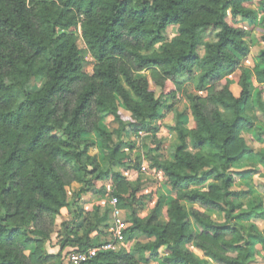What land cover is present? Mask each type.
Wrapping results in <instances>:
<instances>
[{
  "label": "trees",
  "instance_id": "trees-1",
  "mask_svg": "<svg viewBox=\"0 0 264 264\" xmlns=\"http://www.w3.org/2000/svg\"><path fill=\"white\" fill-rule=\"evenodd\" d=\"M252 5L264 10V0H0V264H63L64 247L85 250L101 242L90 234L106 230L110 205L106 200L103 211L99 203L87 213L79 202L91 190L102 191L100 182L108 177L114 184L110 196L126 211L125 240L136 234L148 240L128 251H99L84 264H142L134 252H148L146 261L159 258L160 264H206L189 245L217 264H249L252 236L240 220L264 218V201H238L236 194L246 191L232 189V169L245 160L264 166V152L253 153L241 135L252 130L264 139V100L253 87V78L264 85V16L253 75L241 63L248 52L246 31L233 20L255 21ZM169 27L176 32L166 40ZM78 31L94 62L91 73L83 69ZM142 70L150 71L165 96H156L146 77L135 76ZM33 77L44 79L38 90ZM169 80L174 89H165ZM186 80L205 91L186 93L192 126L173 111L171 156L154 155L162 142L151 122L174 108ZM75 88L71 103L67 94ZM104 117L115 124L112 131ZM128 128L149 133L150 165L175 192L162 221L154 209L139 214L138 187L115 169L130 168ZM89 132L101 141L102 161L89 153ZM66 165L69 179L62 171ZM71 181L77 184L71 190L74 217L62 223L60 250L49 253V231L31 226L68 206ZM191 204L220 212L223 220ZM261 249L264 258V242Z\"/></svg>",
  "mask_w": 264,
  "mask_h": 264
},
{
  "label": "rangeland",
  "instance_id": "rangeland-1",
  "mask_svg": "<svg viewBox=\"0 0 264 264\" xmlns=\"http://www.w3.org/2000/svg\"><path fill=\"white\" fill-rule=\"evenodd\" d=\"M257 13V18L255 21L245 20L241 17H238L237 19L233 20L236 25L244 28L246 31V42L248 44V52L245 56L242 57V66L248 68L251 70L253 67L257 64V56L260 52V50L263 47V43L260 42V36L263 33V26H262V18L264 16V10L260 7H257L255 5L251 6ZM228 20L231 21V18L228 16ZM176 29L175 27H169L167 31L165 32V38L166 40H170L172 36L175 34ZM77 45L80 49V55L83 58V69L87 73H91L93 69L94 62L91 59L89 52L83 42V39L78 31L77 34ZM199 53H202V49L199 48ZM136 77H146L149 80V87L155 91L156 96H165L162 89L158 86H156L153 81L150 79V71L149 70H142L134 73ZM253 75V73H252ZM187 76H181L180 80L187 79ZM254 82V93L258 90L261 91V98L264 100V85L258 84L255 79L253 78ZM31 86L33 89L38 90L42 84L44 83V79L33 77L31 78ZM214 84V83H213ZM230 90L233 92L235 96L239 94L240 88L235 83V81L232 79L229 83ZM184 91L179 92L177 95V100L174 102V108L170 110L169 117L166 119V123L168 124V129L166 128L165 132H160L157 136L161 137L162 146L159 148L158 153L156 151L150 152L154 155L161 154L164 158L171 156L170 148L175 143V136L172 134L169 127L173 125V111H178L179 113H182L181 121L188 125L189 127L192 126V117L190 115L189 110V103L186 99V93H196L201 94V96L205 95V91H196L195 85L191 80H186L184 83ZM220 88V83L216 82L215 89ZM165 89H174L172 82L169 80L166 84ZM77 89L71 90L67 94V100L71 101V103L75 99ZM120 107L122 112L126 116H130V113L124 108L122 103L119 101ZM210 109H212L209 106ZM209 109V110H210ZM104 126L107 128L108 131H112L115 127V124L111 121L110 117H104L102 120ZM172 124V125H171ZM131 128V127H130ZM85 135V136H84ZM84 138H87L90 140L91 145L89 147V153L91 155L96 156L99 160L102 159V156L104 155V150L101 147V141L99 137L94 132H89L84 134ZM242 137L245 139L247 146L251 149V151L257 152V151H263L264 152V139H261L257 137L254 133V131H243ZM126 136L127 138H130V140L133 139L137 144H134L133 146L135 149L134 151H125L126 155L128 157L127 162L130 165L129 169H124L122 167H116L115 169L122 173L126 178L131 176V179L129 180L132 185L137 186L138 190L136 192V196L138 198V212L140 215H147L152 210L156 212L157 218L159 221H162L165 216L164 211V203L172 197L175 198V192L172 191L169 184L167 183V180L165 176L158 172V170L153 168L150 165L149 160L146 157V147L149 146L150 141L152 138H150L149 134L143 130H139L136 133L134 131L129 130V128L126 130ZM138 141V142H137ZM151 145V144H150ZM102 161V160H101ZM144 165V169H142V166ZM65 165V164H64ZM69 166L66 165L65 170L62 169V171H67L66 176L67 179L70 178V171L68 170ZM233 172L236 176V181L232 186V189L236 192H242L246 191L245 194L237 195L235 198H237L238 201H241L243 204H247L251 198H260L264 201V166L261 164H253L249 160H245L242 163H240L238 166L233 167ZM61 171V173H63ZM133 175V176H132ZM99 186V185H98ZM100 186H102V191H95L91 190V192L85 193L83 196V203L89 204L88 209L84 210V212L90 213L93 210V207L99 203V206L101 208V211H103V204L106 203L107 195L110 196L112 193L114 184L110 177L104 179L100 182ZM99 186V187H100ZM77 188V184L73 181H71V184L67 186L68 190V197H69V203L68 206L61 209V213L56 216L51 215H41L39 216L34 223L32 224L31 228L33 229H42L45 231H49V240L45 241V248L47 252L49 253H56L60 250V243L59 239L62 237L65 233L63 229L62 223L64 222H71V219L74 217L73 208L71 206L72 197H71V190H74ZM98 190V189H96ZM103 194V195H101ZM186 208H188V205H185ZM191 206L196 207L206 213L207 215L211 216L215 221H222L223 215L220 212L212 211L207 208H203L199 206L198 204H191ZM124 210V218L126 220V214ZM79 222L78 220L75 223H72L71 227L75 230L79 228ZM240 223L243 225L244 229L252 236V248L255 252L252 260L249 262V264H264V258L261 253V247L264 242V218H256L251 217L249 219L240 220ZM191 229L194 232H197L196 226L193 224L191 220ZM102 237L106 234L105 228H102ZM100 239V238H99ZM102 238L101 240H103ZM148 238L141 234H136L134 237V242H145ZM132 242V244L134 243ZM188 248L192 251L193 255L199 260L204 261L206 260V264H217L214 261L210 260L209 258L203 256L201 252H199L196 248H194L193 245H189ZM70 248L68 246L64 247L61 250V254H65L66 251H68ZM130 249V248H129ZM164 252L163 250H160V255H162ZM134 256L142 263V264H160L159 258H152L149 261H146L147 258H149V253L145 252L143 254H138L134 252Z\"/></svg>",
  "mask_w": 264,
  "mask_h": 264
},
{
  "label": "built area",
  "instance_id": "built-area-1",
  "mask_svg": "<svg viewBox=\"0 0 264 264\" xmlns=\"http://www.w3.org/2000/svg\"><path fill=\"white\" fill-rule=\"evenodd\" d=\"M142 169H144V165ZM108 204L110 205V220L106 228V237L97 245L85 250L70 248L64 254L63 264H84L99 251L129 250L131 243L126 241L124 237V230L128 223L124 218L123 210L117 206V199L114 196H108Z\"/></svg>",
  "mask_w": 264,
  "mask_h": 264
},
{
  "label": "crops",
  "instance_id": "crops-1",
  "mask_svg": "<svg viewBox=\"0 0 264 264\" xmlns=\"http://www.w3.org/2000/svg\"><path fill=\"white\" fill-rule=\"evenodd\" d=\"M162 113L164 112V110H162L161 111ZM165 114L162 116V117H160V118H157V119H154V120H152V122H151V124L152 125H154V126H157L158 127V131L156 132V137L158 138V139H160L161 137L159 136H157L160 132H165V130H166V128L168 129V124L166 123V119H168V117H169V113H170V111H167V112H164ZM167 125V126H166ZM172 125V124H171ZM188 126V125H187ZM189 127V126H188ZM172 132V131H171ZM149 134V133H148ZM172 134H174V136H175V142H176V135H175V133L174 132H172ZM133 142H134V144H137L135 141H134V139H133ZM138 142V141H137ZM135 149H132V151H134ZM146 157H147V155H146ZM150 158H151V155H148V157H147V159L149 160V162H150ZM143 165V164H142ZM158 172H160V171H158ZM133 176V175H132ZM132 177L131 176H129L127 179H131ZM91 192V191H90ZM93 193H95V190H94V192ZM84 196H82L81 197V200H80V202H79V204L83 207V209L84 210H87L88 208V203L87 204H85V203H83L82 201H84L83 198ZM107 197V202H108V195L106 196ZM171 199H173V195H172V197L167 201V199H166V203H164V208L166 209V207H167V205H168V203L171 201ZM85 202V201H84ZM165 209H164V211H165ZM123 215H124V210H123ZM108 223H109V220H110V217L108 216ZM105 233H106V230H105ZM90 236L91 237H100V238H104V237H106V234L102 237V233H99L97 230H95V231H93L91 234H90ZM132 242H134V237L132 238V240H130L129 241V243H131L130 244V247H131V245H132Z\"/></svg>",
  "mask_w": 264,
  "mask_h": 264
}]
</instances>
